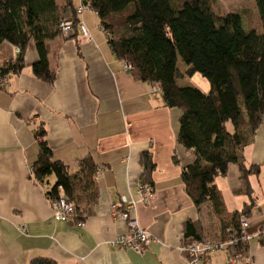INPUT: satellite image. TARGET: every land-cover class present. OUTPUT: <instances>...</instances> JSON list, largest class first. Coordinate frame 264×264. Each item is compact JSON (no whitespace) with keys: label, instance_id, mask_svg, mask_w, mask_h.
Returning a JSON list of instances; mask_svg holds the SVG:
<instances>
[{"label":"crops","instance_id":"crops-1","mask_svg":"<svg viewBox=\"0 0 264 264\" xmlns=\"http://www.w3.org/2000/svg\"><path fill=\"white\" fill-rule=\"evenodd\" d=\"M74 5L79 8L80 0ZM77 17L75 37L48 43L53 85L32 73L38 61L32 42L21 73L0 78V264H31L34 259L56 264H188L180 247L193 238L184 239L183 225L192 223L203 241H217L219 229L209 205L197 208L183 190L180 174L194 156L176 142L180 112L165 107L158 85L136 81L124 69L94 12L82 9ZM16 55L15 47L1 44L0 66ZM40 125L54 159L69 174L85 155L101 169L96 175L98 202L81 224L53 219L46 196L53 176L43 183L31 177ZM144 153L155 164V197L148 205H137L136 218L152 242L137 254L113 245L128 229L113 219L111 206H119L122 196L138 199ZM242 156L247 167L258 166L260 172L249 177L255 209L247 234L252 238L239 256L246 259L243 264H264V122ZM239 176L238 166L230 164L226 175L216 179L230 213L249 203ZM232 259L231 251L221 250L201 264H232Z\"/></svg>","mask_w":264,"mask_h":264},{"label":"trees","instance_id":"trees-1","mask_svg":"<svg viewBox=\"0 0 264 264\" xmlns=\"http://www.w3.org/2000/svg\"><path fill=\"white\" fill-rule=\"evenodd\" d=\"M181 4L178 6L177 3ZM0 0V45L8 43L17 55L0 66V78L21 73L30 42L38 61L33 75L53 85L55 71L49 66L48 43L58 37H75L79 25L78 10L88 9L98 18L114 57L131 66L128 71L140 82L158 85L164 105L180 112L176 142L194 156L180 174L183 190L194 206L208 204L218 220L219 239H238L228 247L236 255L246 251L248 242L240 240V219L249 220L253 201L249 177L258 175V166L247 167L242 152L252 143L264 122V0H255L261 31L244 23L239 11L217 16L211 5L201 0ZM71 23V34L64 36L61 24ZM179 62L185 65L179 69ZM196 73L206 78V92L180 86L179 81ZM228 124L231 130H228ZM35 137L38 154L31 168L34 181L43 183L55 178L46 191L49 200L58 199L61 187L74 205L70 221L83 223L99 199L96 165L91 155L78 161L77 171L55 160L40 125ZM141 182L152 186L155 164L151 156L140 157ZM174 163L178 164L176 158ZM239 170L240 189L249 199L238 213L228 212L218 177L226 175L228 166ZM190 222L183 225L184 239L201 242ZM247 233V229H246ZM213 241V240H212ZM31 264H56L49 259H34Z\"/></svg>","mask_w":264,"mask_h":264},{"label":"built area","instance_id":"built-area-1","mask_svg":"<svg viewBox=\"0 0 264 264\" xmlns=\"http://www.w3.org/2000/svg\"><path fill=\"white\" fill-rule=\"evenodd\" d=\"M82 11V8L78 10V13ZM71 23L69 20H64L61 24V31L64 36L71 34ZM84 34L85 30L82 28ZM124 69L128 72L131 69L130 65L124 64ZM101 171L99 167H96V174ZM138 199L132 200L125 196L120 198L119 206H111V216L116 221H121L126 224L128 232L126 234L118 236L113 242L114 246L120 248H126L134 251L137 254H141L145 248L152 242L151 236L144 232L138 225L136 218V209L138 204L148 205L155 197V191L153 186L149 184H143L141 180L136 182ZM51 207V214L55 221L70 222L74 216V205L67 200L64 191L61 187L58 188V199L55 201L49 200ZM255 209L253 205L252 211ZM241 236L240 240L248 242L251 240V236L246 233L248 228V221L240 219ZM259 236V232L257 234ZM238 239L234 237L226 242H217L212 240H204L201 242H191L186 246H181L180 251L185 254L188 259V264H201L205 258L212 255L215 252L221 250H227L229 246L235 244ZM233 254L232 264H243L246 261L244 257Z\"/></svg>","mask_w":264,"mask_h":264},{"label":"rangeland","instance_id":"rangeland-1","mask_svg":"<svg viewBox=\"0 0 264 264\" xmlns=\"http://www.w3.org/2000/svg\"><path fill=\"white\" fill-rule=\"evenodd\" d=\"M202 2L209 3L211 9L217 16L225 15L229 12L239 11L244 15V23L247 26L254 27L257 31H261L259 16L256 10L255 0H201ZM181 4L177 3L179 6ZM179 69H184L185 65L181 62L178 64ZM180 86L196 87L204 92L209 88L208 81L200 74L196 73L190 78H185L179 81ZM231 125L228 124V130L230 131Z\"/></svg>","mask_w":264,"mask_h":264}]
</instances>
